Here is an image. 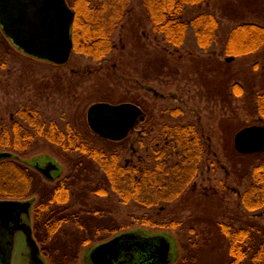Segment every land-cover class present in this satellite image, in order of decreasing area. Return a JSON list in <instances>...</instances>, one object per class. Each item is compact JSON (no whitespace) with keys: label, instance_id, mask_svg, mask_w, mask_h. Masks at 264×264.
I'll return each mask as SVG.
<instances>
[{"label":"rangeland","instance_id":"374dc122","mask_svg":"<svg viewBox=\"0 0 264 264\" xmlns=\"http://www.w3.org/2000/svg\"><path fill=\"white\" fill-rule=\"evenodd\" d=\"M65 1L73 11L75 5L84 9L99 2ZM128 8L109 33L111 49L101 59L72 48L64 64L38 60L15 49L0 29V150L21 161L35 156L57 161L62 170L54 181L27 167L30 189L38 203L48 199L59 181L65 183L68 201L49 209L74 214L48 240V216L36 221L47 264H82L86 249L137 229L170 236L172 264H228L230 239L223 226L228 231L248 228L251 248L242 264H264V206L247 210L241 202L255 183L252 169L264 163V154L242 155L233 147L238 130L264 125L258 112L264 109V42L246 53L225 50L238 24L264 26V0H204L187 6L185 20L201 13L217 19V39L205 49L193 25L182 45L174 46L152 29L142 0H130ZM97 102H130L142 113L126 138L110 141L87 123L88 108ZM33 111L40 123L36 128L31 126ZM14 123L20 125L17 133ZM189 124L199 142L195 174L170 200L124 202L90 156H115L116 163L133 167L137 176L161 160L172 167L183 159L178 138Z\"/></svg>","mask_w":264,"mask_h":264},{"label":"trees","instance_id":"16d2710c","mask_svg":"<svg viewBox=\"0 0 264 264\" xmlns=\"http://www.w3.org/2000/svg\"><path fill=\"white\" fill-rule=\"evenodd\" d=\"M98 1L95 6L84 9L83 6H80V8L76 5L73 6V48L87 55L89 54L94 59L104 58L109 53L111 45L108 35L128 12L130 3V0ZM203 1L142 0V4L148 19L152 23V29L161 33L169 44L181 46L188 26L193 25L198 44L205 49L217 39V19L210 13H201L189 20L183 18L187 6L199 4ZM238 25L229 34L225 45L226 53L236 55L240 52L253 51L264 42V26L252 23ZM81 31L84 32V35L80 34ZM83 47L86 48L85 51L82 50ZM260 98L264 99V95H261ZM258 112L264 117V109H259ZM24 115L28 119L31 118L26 113ZM34 118H36L35 113ZM14 126L16 133L19 132L17 128L20 125L14 123ZM195 135V132H192L191 146L188 133L186 131L181 132L178 138L180 146L183 147L181 163L174 165L172 168H165L162 167L163 165L159 161L155 168L144 171L142 176H137L133 167L120 166L116 163L115 156H107L102 152H94L90 156L100 164L108 180L118 194L122 196L121 199L124 202L134 200L144 205H152L177 196L189 183L191 174L192 176L195 174L196 160H198L200 153L199 142ZM11 160L0 162V197H27L32 191L30 189L32 176L27 169ZM191 160L192 170L190 167ZM251 175L255 183L242 194L241 202L247 210H256L264 206V163L256 165L252 169ZM122 185H125V187L121 188ZM168 194L171 197H166ZM68 198L69 190L65 183L60 182L52 188L48 199H42L37 207L47 209L50 208L48 205L51 206V204L66 203ZM49 211H52L56 218L48 216L46 219L49 224L46 227V240L57 231V225L70 220L74 216L73 213H66L65 209L58 210L54 208V210L49 209ZM223 227H225V234L230 239L228 251L231 259L228 264H242L251 248L249 229L240 228L235 231H228L227 226Z\"/></svg>","mask_w":264,"mask_h":264},{"label":"water","instance_id":"95a60500","mask_svg":"<svg viewBox=\"0 0 264 264\" xmlns=\"http://www.w3.org/2000/svg\"><path fill=\"white\" fill-rule=\"evenodd\" d=\"M73 20L74 11L65 0H0L2 33L15 49L38 60L57 65L68 61L73 48ZM140 115V107L130 102H97L88 108L87 123L100 137L120 141L127 137ZM233 147L244 155L264 154V125H250L238 130ZM13 156L9 151H0V160ZM53 166L37 169L46 178H52L50 172L56 171ZM33 201L34 198L0 199V225L9 228L10 233L12 230L13 233L21 232L35 264H44L37 257L39 250L29 222L21 219L22 214L29 215ZM10 242L7 241V246ZM127 256L138 264H171L175 258L173 241L165 233L128 230L92 246L84 253V260L87 264H114L120 257ZM13 264L16 262L13 261Z\"/></svg>","mask_w":264,"mask_h":264},{"label":"flooded vegetation","instance_id":"af4514ba","mask_svg":"<svg viewBox=\"0 0 264 264\" xmlns=\"http://www.w3.org/2000/svg\"><path fill=\"white\" fill-rule=\"evenodd\" d=\"M33 112L36 115L38 114L36 111H33ZM37 123L40 125V123L38 121V117H36V121H34V124H32L31 126L33 128H36L35 125ZM40 127H38V128H40ZM42 127H44V126H42ZM50 127L51 126H49V128ZM187 129H188L187 133H188V136H189V139H190V143H191V146H192V124H189V126H187ZM164 140H165L164 141L165 144H168L170 142V140L167 137ZM156 147H159L158 143H156ZM191 149H192V147H191ZM191 156H192V152H191ZM11 159H16V161H18L19 163L25 164L26 165L25 169H27V170H28V168H27L28 166L32 167L41 176H43L45 179H47L49 181H54V180L58 179L60 177V175H61V170H62L61 168L62 167L59 165V163L57 161L53 160V159H48V157H45V156H35L32 159H26V160L21 161L17 155H14L13 157H10L9 159L7 158V159L0 160V162L6 161V160H11ZM50 162H53L55 165L53 166V163H50ZM160 162H161V165H163L162 167H165V168H172L174 166L173 165L172 167H168L167 164H164L163 160H161ZM126 165H129V162H127ZM47 166H49V167L53 166V167L56 168V171L52 170L50 172V175L52 176V178H46L37 169V167L46 168ZM190 167H191V170H192V160H191V163H190ZM191 180H192V174L190 176L189 182ZM60 182L61 181H59L57 184H55V186H57ZM33 192L34 193H32V191L30 192V194H29V196L31 195L30 197H28V196L24 197V198H15V197L1 198L0 197V199L28 200V199L34 198V201L32 202L31 208L29 210V215L25 216V215L22 214L21 215V219L24 222H26V221L29 222V225H30V228H31L32 237H33V239H34V241H35V243H36V245L38 247V250H39V255H37V257L41 258L43 260L44 264H47L46 256L43 253L42 247L40 246V244H43L42 243L43 241H42V239L40 237H38V234H37V229H38L37 222H38V219L40 218V216L42 214H45V216H49L51 218L52 217L56 218V215L52 211H49V208H47V209L38 208L37 204L40 201L38 203H36L37 202V198H36V195H35L36 191H33ZM48 206L50 207V205H48ZM64 222H67V221H64ZM64 222H61L59 225H57L58 228H60L61 224H63ZM46 226H49V224L47 222H46ZM112 237H110V238H112ZM110 238H108V239H110ZM16 239L18 241V245L17 246H16ZM7 241H9V242L11 241L9 246H7ZM104 241H106V240H104ZM101 242H103V241H101ZM98 243H100V242H98ZM94 245H96V244H94ZM15 246H16V249H15ZM44 250L46 251V249H44ZM87 250L88 249H86L81 254V262H82V264H87V260H84V253ZM35 258H36V256H35ZM13 261H15L16 264H35V262L33 261L32 254H31L30 250L26 247V245L24 243V237L21 234V232L13 233V230H12V232L10 233V229L9 228L2 227L0 225V262L2 264H13ZM119 262H121V263H119ZM114 264H138V263L135 260H132L129 256H127L125 258H121L120 257L118 262H114Z\"/></svg>","mask_w":264,"mask_h":264}]
</instances>
